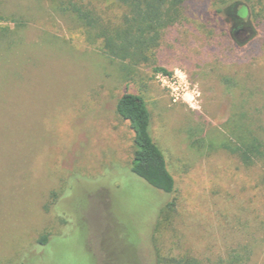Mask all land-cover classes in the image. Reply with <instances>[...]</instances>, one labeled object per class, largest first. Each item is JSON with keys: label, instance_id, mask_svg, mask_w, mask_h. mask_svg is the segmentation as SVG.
Here are the masks:
<instances>
[{"label": "rangeland", "instance_id": "374dc122", "mask_svg": "<svg viewBox=\"0 0 264 264\" xmlns=\"http://www.w3.org/2000/svg\"><path fill=\"white\" fill-rule=\"evenodd\" d=\"M63 1L94 24L0 0V264H264V0H190L148 60L104 48L126 6ZM126 92L150 108L172 193L131 169ZM229 140L259 142L254 162Z\"/></svg>", "mask_w": 264, "mask_h": 264}, {"label": "trees", "instance_id": "16d2710c", "mask_svg": "<svg viewBox=\"0 0 264 264\" xmlns=\"http://www.w3.org/2000/svg\"><path fill=\"white\" fill-rule=\"evenodd\" d=\"M127 7L132 23L130 29L110 35L101 33L106 52L118 59L148 60L146 50L158 44L160 30L180 21L182 8L190 0H117ZM55 8L70 12L78 20L93 25L94 20L86 10L72 1L50 0ZM167 75L171 73L161 67H155ZM116 112L127 120L133 131L135 152L132 171L146 181L152 188L163 193H172L176 179L169 171L165 153L155 141L152 131V114L146 100L135 93H124L116 103ZM225 148L238 155L245 164L254 162V155L260 152L259 142L236 143L233 140L223 143ZM47 236L41 242H47ZM174 264H202L191 255L172 258Z\"/></svg>", "mask_w": 264, "mask_h": 264}, {"label": "flooded vegetation", "instance_id": "af4514ba", "mask_svg": "<svg viewBox=\"0 0 264 264\" xmlns=\"http://www.w3.org/2000/svg\"><path fill=\"white\" fill-rule=\"evenodd\" d=\"M236 33H238V31H236Z\"/></svg>", "mask_w": 264, "mask_h": 264}]
</instances>
